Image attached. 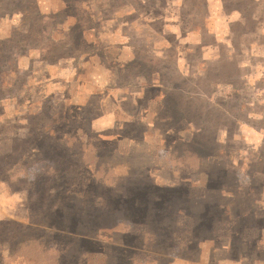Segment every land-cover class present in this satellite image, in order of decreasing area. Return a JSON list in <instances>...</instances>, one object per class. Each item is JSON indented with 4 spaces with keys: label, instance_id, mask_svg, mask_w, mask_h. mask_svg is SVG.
<instances>
[{
    "label": "rangeland",
    "instance_id": "1",
    "mask_svg": "<svg viewBox=\"0 0 264 264\" xmlns=\"http://www.w3.org/2000/svg\"><path fill=\"white\" fill-rule=\"evenodd\" d=\"M36 1L41 12L23 15L27 20L17 18L16 4L0 6H9L0 10L6 13L0 33L8 28L6 20L12 27L11 39L0 40V264L33 263L27 248L11 251L38 237L67 264H76L77 257L87 264H264V0ZM51 12L56 14L49 17ZM62 21L61 28L73 29V45L59 40L62 31L54 26ZM53 28L48 53L39 43H46ZM120 47L130 49L120 52L133 55L124 60L139 68L138 80L151 75V82L178 90L183 99L208 101L224 112L221 137L212 147L190 135L193 121L174 117L171 95L165 96L168 103L150 99L145 112L139 106L142 115L161 113L145 117L148 122L142 115L134 122L130 102L125 111L116 108L114 120V112L106 111L124 96L114 91L126 74L115 76L105 63L113 82L103 76L104 89L88 85L94 69L71 74L70 64L81 69L91 50L115 56ZM221 53L230 62L218 58ZM24 55L29 60L19 64ZM81 86L94 92L87 102L81 101ZM104 92L107 99L100 97ZM68 105L73 129L103 133L102 154L88 153L87 159L114 172L84 196V178L69 175V194L83 198L78 206L66 192L46 190L53 179L58 187L67 183L61 180L70 150L65 140L35 156L29 167L19 161L42 131L54 135L46 125ZM188 115L197 121V108ZM131 178L148 186L146 194H137L136 204L133 198L113 202L115 192L127 194L124 185ZM144 227L148 232L136 238L133 230ZM36 251L35 264H44V254Z\"/></svg>",
    "mask_w": 264,
    "mask_h": 264
},
{
    "label": "trees",
    "instance_id": "2",
    "mask_svg": "<svg viewBox=\"0 0 264 264\" xmlns=\"http://www.w3.org/2000/svg\"><path fill=\"white\" fill-rule=\"evenodd\" d=\"M14 1H16V0H6V1L0 0V6L1 5L16 4L15 5L16 9H17L16 11L19 14V15H17V18L21 17L22 19H26V20H27L26 16H23V15L33 13V12L36 14H40V12H41V10L38 7V3L36 0H18L17 2H14ZM89 5H90V7H92V3L89 2ZM189 6H191V5L189 4ZM8 8H9V6H7L6 8L0 7V10L2 9V12H3V11H6ZM198 9H200V8L197 7V5L195 4L193 6V13H195L194 15H196V11H198ZM4 14H6V13L0 14V23L1 24L4 23L2 20V16H1ZM12 14H13V12L10 15H12ZM42 14H43V18L47 19L48 16L51 17L52 15H55L56 12H51V13H49L50 15H48V16H46L44 13H42ZM76 17L78 18L77 15H76ZM6 21L8 24V28L4 29L3 33H0V40L11 39V37L9 35L11 28H12L11 27V20H9V21L6 20ZM63 22L64 21L57 23L54 26L56 29L58 28L59 30L62 31L63 36L59 40L62 43L68 42L66 45H70V44L73 45L74 44L73 31H72L73 29L67 28L65 26H64V28H61L60 26L63 24ZM213 30H214V28H213ZM83 31L84 30H82L81 32L78 31V33H79L78 36L82 37L81 33ZM20 32H21V28L14 29V34L16 33L18 35ZM52 33H54V28L51 30V33L49 34V36H47L46 43H44L43 41L39 43L40 45L42 44L41 46L44 45L43 46L44 48L46 47L48 49V50H46L48 53L50 52L49 43H51V41L54 42V40H55L54 39L55 36ZM82 42H84V41H82ZM99 46H100V44L96 45L95 48L98 49ZM34 47H38V46L32 45L29 48L32 49ZM118 47H119V45H118ZM126 49H124L123 47H120L118 50L123 51ZM94 52H95V50H91L90 55H88V54L85 56L83 55L84 57L81 61V69H80V66H77L74 63L73 65L75 66V69H76L75 71H80V70H84V69L90 70V69H95L96 67H98L96 69L100 70L101 72H104V70H106L105 69V63H106L107 69H110V71H112V73L115 76L118 73H120L121 76L126 74L125 81H127V83H125V81H124L123 85L120 86L119 83L117 85L119 88H123L124 90H126L130 84H133L136 77L140 76V73L138 70L139 68L135 67V65H131L130 64L131 62H129L128 60L125 61L124 59H117L118 58L117 56H114V55H111L108 53H106L105 56H101V55H99V53H94ZM221 54L219 55L218 58H220L221 60H223L225 62H230V60L228 58H224L223 53H221ZM24 56H27V55H24ZM19 57H21V55H19ZM19 57L17 59H18V63L20 64V61L22 60V58H19ZM101 59H104L103 60L104 65L100 61ZM109 60H112V61H109ZM76 61L77 60L75 59V62ZM234 75H235V70H233V76ZM205 76L207 77V75H205ZM209 80H210V78H209ZM128 81H129V83H128ZM122 91L123 90H121L119 93H122ZM128 92L129 91H125L124 96L121 97L119 100H116V103L121 104L122 107H124V105L126 103H129V102L131 104L133 103L132 104L133 106H134V104L138 105L137 112L134 113V115H135L134 122H136V120H137V122H140V119H141L140 117L143 113V112H141V109L148 107L147 103L150 99L152 100V99H155V97H158V100L160 102L168 103L169 99H167L165 96L168 97L171 95L173 97V98L171 97L172 103H169V104L173 105V107L175 109L174 110L175 114H173L174 117H176L177 116L176 113H178L180 115L178 117L179 119H187V120H189V122L193 121V123H194V124L192 123L193 126H191V125L189 126L190 130H191L190 135L193 138H195V140H197L201 146H205L207 148L209 146L212 147V145L215 144V141L219 140V137H221L220 135H218V133L221 132L220 131L221 130L220 124H221L222 118L223 117L225 118L226 116H225L224 112L222 110H220L219 107H217L216 105L213 106L208 101L201 100L200 102H198L194 98L192 100L187 99V98L183 99L182 97H184V94H182L181 92H179L176 89H171V88L167 87L166 85L164 88H162V87L158 88V87H153V86H150L147 84H142V88L140 90V94L138 95V97L130 95V93H128ZM81 93H82L81 97L84 98L85 92L82 91ZM85 95H87V94H85ZM6 102L7 103H5V104H8L11 102V100L8 99ZM70 104L72 105V103H70ZM140 104H143V105H140ZM223 104L226 105L225 101H223ZM69 105H68V109L66 108V110H64V111L61 110L62 112L54 113L52 123H49V125H46L47 128L54 129L53 130L54 135H50L47 132L42 131V133L38 137L33 139L31 144H29L27 146L24 153L19 157V161L21 163H23L26 167H29L30 164L33 163V161H35L34 160L35 156H38V155L42 156V155L46 154L52 148H55L58 145L63 144L64 140H65V144L69 145L70 150H68L69 154H67V156L62 160V162L64 163V165L68 169L67 170L65 169L63 171L64 177H61V178H63L61 180L65 181L67 183L64 184L65 188L58 187L60 185V182L58 184L59 179H56V180L53 179L52 180L53 182L52 183L50 182V185H49L48 189H46V190L48 192V190L50 189L51 191H53V193H55V195L59 194L61 191H62L61 193L66 192L65 194H69L70 190L67 188V186L69 185L68 176L72 175V174H74V175L80 174L81 179L84 178L85 182L83 183V188L81 189L79 195L84 196L88 192L89 189H90V194L92 195V194H94V192H93L94 189L96 190L98 187H100L99 184H102L101 182L105 181L106 179H109V175L114 174V172L112 170V166L105 165V167H103L102 163H95V162L89 161L87 159L88 153L94 155L95 158H99L100 155L102 154L103 148H104V145H102L103 144L102 143V134L103 133L91 131L90 129H88V127L86 128V127H83L81 125H78L75 127V129H73V127H74L73 119L74 118H73V116L72 117L70 116V112H71L70 109L71 108H69L70 107ZM83 106H84V104H83ZM139 106H141L143 108L139 109ZM51 107H54V105H52ZM134 108H135V106H134ZM190 108H195V109L197 108V113H198L197 121L194 120L193 118L191 119L189 117L188 114H189ZM88 110L89 109L85 108L84 114L88 113ZM145 111H147V110L144 109V112ZM160 114H161L160 112H155L154 114L152 112H148V116L144 113L142 115V118L146 122H148V119H146L147 117H151V118L155 117V116L159 117ZM167 118H168V116L166 117V119ZM79 126H81V127H79ZM120 127L121 126H119V128ZM116 128L119 129L118 127H116ZM111 130H114V129H111ZM64 131L65 132L67 131L66 134H63ZM114 150L115 149H113V153H114ZM101 171L103 173L101 175H99V173ZM221 172H223V171H221ZM117 180L120 181L121 178L118 177ZM131 180L132 181L130 183H127L126 185H124V188L127 190V194L126 193L119 194L120 192L119 193L115 192V194L113 195V198H112L113 202L114 201H120L123 203V201L127 200V198L128 199L133 198V204H136V203H134V201H136V200H134V199H136L134 197H137V194H139V193L146 194L148 186H145L142 184L140 185L138 182H135L134 179H132V178H131ZM138 181H139V179H138ZM116 184H118V182L115 183V185ZM118 188H119V186H118ZM69 195H71V198H72V199L67 198L69 203H71L73 201V203H71V204H76L77 206L80 205L81 200L83 198L78 197L77 195H72V194H69ZM128 201H131V200H128ZM125 203H127V201ZM50 208H51V205H50ZM131 208L135 209L134 205H131L130 209ZM109 210H110V212L113 211V209L108 208V211ZM43 211H45V210H43ZM115 211H117L116 208H115ZM46 213H47V211H45L44 214H46ZM107 215H108V213H107ZM126 215L124 213H122V216L124 218L130 217L129 215H127V216ZM97 216H100V215L97 214ZM111 218H113V217H111ZM88 219H90V218H88ZM41 222H43V225L49 224L48 221H46V222L41 221ZM147 230H148L147 227H144V229H142V230L136 229L135 231L133 230V234L137 238L139 236L145 235L148 232ZM140 234H142V235H140ZM143 241H144V239H143ZM20 244H22V245H19L17 249H15V247H13L11 254L16 255L22 247L27 248L28 250H30L29 257L33 258V260H34L33 263L31 261V262H29V264H35V258L38 257L37 254H35V252H37L36 250H38L39 253L44 254V256H43V258L45 259L44 264H59L58 259L55 258L54 254L49 252L48 248L46 247L45 243L43 242V240L40 237L25 239L24 241L20 242ZM1 245H2V243L0 241V246ZM32 250H34V251H32ZM77 258H78L77 264H87L84 257H82V258L77 257Z\"/></svg>",
    "mask_w": 264,
    "mask_h": 264
},
{
    "label": "crops",
    "instance_id": "3",
    "mask_svg": "<svg viewBox=\"0 0 264 264\" xmlns=\"http://www.w3.org/2000/svg\"><path fill=\"white\" fill-rule=\"evenodd\" d=\"M69 28H71V27H69ZM82 35L84 34V31L81 33ZM94 41V40H93ZM125 48H127V47H125ZM127 50H130V49H128L127 48ZM130 54H132V53H130ZM115 56H117L118 57V59H129V60H131L132 59V56L133 55H130V56H126V57H123L122 56V52H120V50H119V53L117 54V55H115ZM24 58V57H23ZM22 58V60L20 61V64L22 63V62H24V60H29V58L30 57H28V56H25V58L26 59H23ZM67 62H69V61H67ZM70 64V63H69ZM48 67V65H44V68H47ZM70 68H71V74H74V73H76V69H75V66L73 65V63H71L70 64ZM96 68H98V67H96ZM94 69V70H92L93 71V73H95L96 74V76H98L99 78H100V82L101 83H97V84H95L94 83V81L92 80L93 79V76H92V74H91V79H88V81L90 82L88 85H90L91 84V86H92V88H95V89H99V88H102V87H105V83L106 82H108L109 81V83H111V82H113L112 81V76L110 75V77H107L106 75H105V73L104 72H101L100 70H98V69ZM75 69V70H74ZM80 71H82V70H80ZM103 76H105L106 78H108V81H104V78H103ZM101 77L103 78V79H101ZM149 77V79L148 80H146V78H148ZM144 79V78H143ZM142 84H147V85H150V86H153V87H158V88H164L165 86V84L164 85H162V84H156V83H154V82H151V75L150 76H147V77H145V79H144V81L142 82V80L140 79V80H138L137 79V77L135 78V81H134V83L133 84H130L129 86H128V88L126 89V90H124L123 88H116V89H119V90H115L114 91V93L115 92H117V94H119V92L121 91V90H123L122 92H124V94H125V91H129L128 93H130V95H133V96H137L138 97V95L140 94V90H141V88H142ZM95 86V87H94ZM97 87V88H96ZM102 89H104V88H102ZM85 92L84 93V99H82L81 101L83 102V101H88L90 98H91V96L93 95V90L92 91H88V92H86L85 90H82V86H81V92ZM85 94H87V95H85ZM120 94H122V93H120ZM101 99L104 97L105 99H107V97H108V94L107 93H102L101 94ZM83 98V97H82ZM140 98V97H139ZM138 98V99H139ZM100 102V106L101 107H103V104H101V100L99 101ZM136 103V102H135ZM133 104V103H132ZM132 104H130V106H132V108H133V111H135L134 113H136L137 112V109H138V105L137 104H134V106H135V108H134V106L132 105ZM147 104H150L149 102L147 103ZM112 107H114L115 109H112V110H107L106 112V114H110L111 112H114L115 110H117L116 108H119L120 110L122 109V110H124L125 111V109L121 106V104H117L116 102H114L113 101V103H112ZM121 110V111H122ZM126 112L127 113H129L127 110H126ZM134 113H130L131 115H134ZM113 114V113H112ZM130 115V116H131ZM135 116V115H134ZM117 117H119L118 116V113H116V112H114V120H118V118ZM122 120V119H121ZM123 120H126V119H123ZM59 261V264H67V263H63V262H61L60 260H58ZM76 264H77V262H76Z\"/></svg>",
    "mask_w": 264,
    "mask_h": 264
}]
</instances>
